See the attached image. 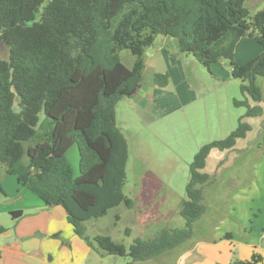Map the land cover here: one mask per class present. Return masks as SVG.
Masks as SVG:
<instances>
[{
    "label": "trees",
    "instance_id": "obj_1",
    "mask_svg": "<svg viewBox=\"0 0 264 264\" xmlns=\"http://www.w3.org/2000/svg\"><path fill=\"white\" fill-rule=\"evenodd\" d=\"M162 35L208 68L220 59L229 62L245 97L234 103L247 112L226 138L195 154L180 205L184 227H164L129 247L109 234L90 238L86 220L122 203L135 206L125 191L130 152L116 106L141 86L145 51ZM244 36L263 51L241 64L235 49ZM1 42L11 50V60L0 56V161L6 173L16 174L47 205L64 206L76 233L97 250L129 256L132 264L159 259L189 240L207 209L212 176L203 169L211 150L234 147L251 128L243 118L264 111L258 83L264 77V7L251 13L246 0H0ZM124 48L136 57L131 67L119 55ZM154 80L164 86L168 73L158 72ZM74 144L78 175L67 155ZM5 229L0 226V233ZM227 264H261V255Z\"/></svg>",
    "mask_w": 264,
    "mask_h": 264
},
{
    "label": "rangeland",
    "instance_id": "obj_2",
    "mask_svg": "<svg viewBox=\"0 0 264 264\" xmlns=\"http://www.w3.org/2000/svg\"><path fill=\"white\" fill-rule=\"evenodd\" d=\"M246 6L255 13L264 7V0H246ZM119 55L127 66L135 63L136 57L130 49L120 50ZM170 56L168 81L173 91L164 95L161 92V98L154 101V106L149 103L150 106L144 109L133 106L134 100L127 96L122 97L116 106L117 123L127 136L130 152L125 191L134 198L136 207L128 208L122 203L110 208L104 216L89 219L85 222L89 235L109 234L115 241L129 247L135 238L153 237L164 227H184L180 205L181 200L187 197L190 164L195 154L204 144L226 138L247 112L246 106L234 103V99L245 97L240 90V79L232 76L229 62L225 59L212 63L208 68L194 60L192 54L180 58L172 51ZM150 75L148 71L144 74L145 84H148ZM258 83L264 101V77H259ZM176 97L188 101L176 109ZM213 150L212 157L216 159L210 160L207 169H203L210 171L212 176L205 187V201L208 211L212 212L207 218L199 219L196 227H201L211 215L219 213L233 189L244 178V165L238 160L240 151L232 150L221 155V150ZM73 168L78 174V165L73 164ZM146 183V186H140ZM141 189L154 195V201L144 211L139 196ZM99 251L96 257L102 263H132L129 256ZM173 252L165 256L172 260L175 257ZM150 261L157 264L156 258Z\"/></svg>",
    "mask_w": 264,
    "mask_h": 264
},
{
    "label": "crops",
    "instance_id": "obj_3",
    "mask_svg": "<svg viewBox=\"0 0 264 264\" xmlns=\"http://www.w3.org/2000/svg\"><path fill=\"white\" fill-rule=\"evenodd\" d=\"M171 50L180 58L188 56L179 50L174 38L165 35L146 49L144 74L151 73L148 84L142 81L138 90L127 96L134 100L132 105L136 108L144 109L149 103L154 106V101L161 98V92L164 95L173 91L169 81L162 86L154 80L158 72L169 73L167 62L172 60ZM262 51L263 46L255 38L244 36L236 45L235 58L243 64ZM187 101L176 97L174 107L181 108ZM260 104L264 110V101ZM244 119L251 125L246 136L238 138L234 147L221 150V155L232 150L240 151L238 160L244 165L241 184L233 189L219 213L211 215L201 227H196L195 222L194 238L172 251L175 256L172 260L162 255L157 264H227L236 259H250L254 253L261 255V264H264V111L260 116H246ZM213 149L205 169L210 160L216 159L212 157ZM67 155L72 165H78L80 173L78 146L72 145ZM140 193L141 210L144 211L154 201V195L144 189ZM14 211H22V214L14 217ZM210 212L207 207L201 218H207ZM0 226L6 227L0 233V264H106L96 257L100 251L76 233L64 206L47 205L38 194L22 185L16 174L6 173L1 161ZM86 233L90 238L97 234L89 235L87 230ZM134 264L153 263L146 260Z\"/></svg>",
    "mask_w": 264,
    "mask_h": 264
},
{
    "label": "water",
    "instance_id": "obj_4",
    "mask_svg": "<svg viewBox=\"0 0 264 264\" xmlns=\"http://www.w3.org/2000/svg\"><path fill=\"white\" fill-rule=\"evenodd\" d=\"M21 23L25 24L26 21L25 20H21ZM0 56L3 59L11 60V50L9 48L8 43H4V42L0 43ZM18 107H19V105H18L17 101H15L14 108L17 109Z\"/></svg>",
    "mask_w": 264,
    "mask_h": 264
}]
</instances>
